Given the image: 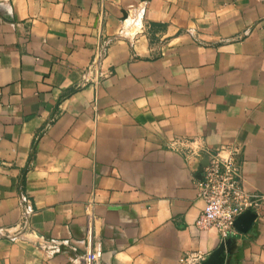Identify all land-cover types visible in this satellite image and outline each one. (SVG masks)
Returning a JSON list of instances; mask_svg holds the SVG:
<instances>
[{
  "label": "crops",
  "instance_id": "crops-1",
  "mask_svg": "<svg viewBox=\"0 0 264 264\" xmlns=\"http://www.w3.org/2000/svg\"><path fill=\"white\" fill-rule=\"evenodd\" d=\"M232 147L264 193V0H0V264H264L196 225Z\"/></svg>",
  "mask_w": 264,
  "mask_h": 264
},
{
  "label": "built area",
  "instance_id": "built-area-1",
  "mask_svg": "<svg viewBox=\"0 0 264 264\" xmlns=\"http://www.w3.org/2000/svg\"><path fill=\"white\" fill-rule=\"evenodd\" d=\"M239 152V148L232 147L208 154L209 163L197 181L198 195L205 206L196 225L203 230L216 229L222 241L237 231L235 220L246 210H253L257 218L264 216V193H248L243 188V164L238 159ZM95 220V215H90L92 240L85 264H101L102 242L95 236ZM208 255L200 249L189 250L180 257V264H202Z\"/></svg>",
  "mask_w": 264,
  "mask_h": 264
},
{
  "label": "water",
  "instance_id": "water-1",
  "mask_svg": "<svg viewBox=\"0 0 264 264\" xmlns=\"http://www.w3.org/2000/svg\"><path fill=\"white\" fill-rule=\"evenodd\" d=\"M208 163H209V156L208 154H204V159L200 167V178L202 177L204 167L208 165ZM256 218H257V214L253 210L248 209L236 218L234 223L235 227L238 231L248 232L253 226ZM226 242L227 240L223 241V244H225ZM214 262H215V257L209 256L202 264H214Z\"/></svg>",
  "mask_w": 264,
  "mask_h": 264
}]
</instances>
